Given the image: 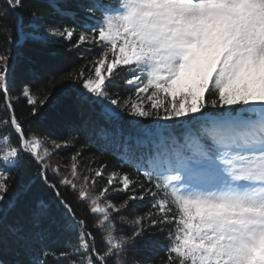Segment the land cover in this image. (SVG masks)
Listing matches in <instances>:
<instances>
[{"label":"snow or ice","instance_id":"obj_1","mask_svg":"<svg viewBox=\"0 0 264 264\" xmlns=\"http://www.w3.org/2000/svg\"><path fill=\"white\" fill-rule=\"evenodd\" d=\"M4 4L0 29L9 47L0 53V110L11 115L0 120V130H8L0 135V205L14 207L7 200L16 183L11 169L27 155L56 197L58 218L40 202L31 210V226L11 227L12 239L0 237V250L11 244L26 253L37 251L28 264H128L121 258L128 248L150 240L156 229L166 232L169 241L161 264H264V0H88L81 6L86 17L78 32L65 26L44 33L36 12L27 26L18 18L15 30L5 28L6 10L15 13L23 0ZM35 39L67 41L69 52L98 50L85 65L49 84L72 81L84 90L74 93L81 104H99L109 117L127 112L151 119L164 130L163 141L133 165L135 177L107 172L105 164L94 167L95 157L82 172L81 150L71 155L62 174L51 157L78 138L52 141L50 150L41 138L24 132L12 103L19 96L10 95L12 50ZM118 81L130 93L123 99L119 91H108L109 84L119 89ZM21 95L30 116L45 115L50 95L38 98L28 87ZM49 171L58 184L49 179ZM99 180L104 184L97 191ZM62 188L86 205L95 218L91 229ZM113 191L126 195L119 205L109 198ZM149 198L151 206L142 215L121 214L132 202ZM114 214L132 229L130 235L117 236ZM45 224L75 234L77 243L69 242L70 251L57 254L46 245ZM92 229L101 233L104 251L97 248Z\"/></svg>","mask_w":264,"mask_h":264},{"label":"trees","instance_id":"obj_2","mask_svg":"<svg viewBox=\"0 0 264 264\" xmlns=\"http://www.w3.org/2000/svg\"><path fill=\"white\" fill-rule=\"evenodd\" d=\"M88 0H23V6L16 9L15 13L11 9L6 10L7 24L5 28L15 30L18 18H22L25 26L29 24L30 16L36 12L41 19L38 23L41 25V33L46 29L63 28L65 26L80 30L79 26L86 17L85 10L81 7L86 5ZM57 7L61 10H67L74 13L73 17L69 15L58 14ZM4 0H0V9H5ZM99 15V13H97ZM90 22V21H89ZM6 31L0 29V53L5 52L8 47ZM69 43L61 41L58 44L45 42L44 39L28 40L21 48L13 49L15 56L14 70L10 76V95L15 98L12 103L15 108V115L21 122L24 132L31 136L35 134L43 140V145L50 150L53 148L52 141L62 143L69 136L77 137L74 146H69L57 150L51 157L53 165H60V172H67L65 165L69 164L70 157L77 150H81L80 158L81 171L84 172L88 166L89 160L96 158L95 164H105L107 172L119 171L128 172L133 177L136 176L133 166L138 160L146 159L151 150L163 141L165 132H159L154 129L150 132H144L138 127L131 125V117L127 112H119L117 117H106L99 104L83 103L81 104L75 96V90L83 92L79 84L72 81H64L49 84L53 77H59L65 72L72 71L86 64L88 60L94 58L98 50L91 52L87 48L73 50L67 49ZM83 53V56L81 55ZM13 62L10 61V64ZM120 88L117 89L111 84L108 86L110 94L119 91L121 99L130 93L121 81ZM28 87L31 93L40 98L44 95H50L49 102L42 111L45 115L39 119L30 116L31 107L26 99L21 95V90ZM0 100V104H2ZM11 113L0 110V120ZM150 120H146L148 124ZM140 123V122H139ZM6 130H0V135ZM178 131V130H177ZM12 142L18 144L16 135H12ZM38 165L30 156L25 155L22 163L11 169V174L16 177V183L12 187L7 200L14 202V207L8 203L0 205V237H7L11 241L9 232L11 227H30L31 210L40 202L47 204L50 208V214L58 218L56 197L52 190L44 185L37 177ZM49 179L58 184V177L51 171L48 173ZM31 182L30 189L27 192L22 191V186ZM104 181L99 180L96 190L103 186ZM63 196L72 204L78 217L87 220L88 227L91 229L94 223V217L88 213L87 207L83 203L77 202L75 193L70 189H61ZM110 200L119 205L126 198L124 193L113 191ZM150 198L143 202H132L121 214L129 218L137 214L142 215L150 208ZM113 220L116 221V234L130 235L132 229L126 227L119 221V216L114 214ZM46 245L57 254L60 251H70L68 244L77 243L75 234L64 232L56 226L45 224ZM96 235V246L100 251L105 250V244L101 240V233L92 229ZM154 235L150 240L141 241L135 247H129L122 259H126L128 264L134 260H139L140 264H161L166 256L168 246L167 233H161L152 229ZM147 235V234H146ZM38 255L37 251L24 252L10 246L7 249L0 250V262L4 264H14L15 261H23L25 264L32 261ZM52 259V257H49ZM73 259H79L73 257ZM113 257L112 260H115ZM64 264H70L65 260ZM109 264H112L110 260Z\"/></svg>","mask_w":264,"mask_h":264},{"label":"rangeland","instance_id":"obj_3","mask_svg":"<svg viewBox=\"0 0 264 264\" xmlns=\"http://www.w3.org/2000/svg\"><path fill=\"white\" fill-rule=\"evenodd\" d=\"M103 114L105 115L104 112H103ZM105 116L109 117L107 115H105ZM129 117H131V125L134 126V127H138V129H140V130H142L144 132H150V131H153L154 129H157L159 132H164V130L159 128L156 125V123L153 120H151V119L135 118V117H132V116H129ZM146 120L147 121L150 120L148 122V124H145ZM161 123H163V122H161ZM165 136L166 135L164 134L163 137H165ZM117 236H119V234H117Z\"/></svg>","mask_w":264,"mask_h":264}]
</instances>
